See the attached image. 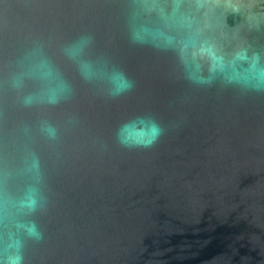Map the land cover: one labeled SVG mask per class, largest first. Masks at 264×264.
Returning a JSON list of instances; mask_svg holds the SVG:
<instances>
[{"label":"water","instance_id":"95a60500","mask_svg":"<svg viewBox=\"0 0 264 264\" xmlns=\"http://www.w3.org/2000/svg\"><path fill=\"white\" fill-rule=\"evenodd\" d=\"M17 257L264 264V0H0Z\"/></svg>","mask_w":264,"mask_h":264},{"label":"clouds","instance_id":"9594fccd","mask_svg":"<svg viewBox=\"0 0 264 264\" xmlns=\"http://www.w3.org/2000/svg\"><path fill=\"white\" fill-rule=\"evenodd\" d=\"M160 132H161V129L159 128L158 125H156L155 123L153 124V127H152V136H153V142L156 138L159 137L160 135ZM123 142V141H122ZM145 146H149V145H145ZM20 257H17L15 258V260H10L9 261V264H20Z\"/></svg>","mask_w":264,"mask_h":264}]
</instances>
